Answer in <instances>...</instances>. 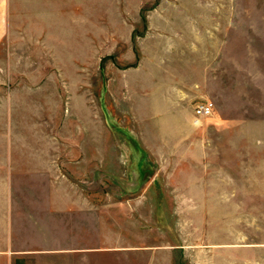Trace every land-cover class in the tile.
I'll use <instances>...</instances> for the list:
<instances>
[{"label": "rangeland", "instance_id": "1", "mask_svg": "<svg viewBox=\"0 0 264 264\" xmlns=\"http://www.w3.org/2000/svg\"><path fill=\"white\" fill-rule=\"evenodd\" d=\"M10 5L0 182L16 249L264 264V0ZM199 101L210 115L194 116Z\"/></svg>", "mask_w": 264, "mask_h": 264}, {"label": "crops", "instance_id": "2", "mask_svg": "<svg viewBox=\"0 0 264 264\" xmlns=\"http://www.w3.org/2000/svg\"><path fill=\"white\" fill-rule=\"evenodd\" d=\"M1 2L5 3L7 13L13 10L10 5L12 0H0ZM54 11L57 18L58 7ZM2 23L0 20V26ZM11 184L13 183L0 182V264H67L64 262L65 250L62 248L16 249L15 207Z\"/></svg>", "mask_w": 264, "mask_h": 264}, {"label": "built area", "instance_id": "3", "mask_svg": "<svg viewBox=\"0 0 264 264\" xmlns=\"http://www.w3.org/2000/svg\"><path fill=\"white\" fill-rule=\"evenodd\" d=\"M213 104L210 101H199L194 106V116L204 117L212 113Z\"/></svg>", "mask_w": 264, "mask_h": 264}]
</instances>
